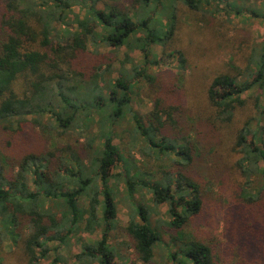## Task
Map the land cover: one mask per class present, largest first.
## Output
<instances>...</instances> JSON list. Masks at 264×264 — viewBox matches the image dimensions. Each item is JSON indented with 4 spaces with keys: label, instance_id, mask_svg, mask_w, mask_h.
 <instances>
[{
    "label": "trees",
    "instance_id": "trees-1",
    "mask_svg": "<svg viewBox=\"0 0 264 264\" xmlns=\"http://www.w3.org/2000/svg\"><path fill=\"white\" fill-rule=\"evenodd\" d=\"M88 1L0 0V128L12 135L8 141L23 133L26 125L47 144L51 134L56 135L50 147L17 160L0 145L1 237L22 243L33 263L57 253L50 245L61 246L82 228L93 233L100 226L101 240L77 259L84 264H113L116 253L109 238L117 207L109 182L120 177L132 207L123 229L126 247L142 264H160L157 254L162 247L168 249L173 264H264V42L253 44L247 58L233 61L230 70L206 84V108L192 121L208 130L187 128L176 118L177 98L164 96L167 89L158 90L159 76L151 75L148 67L161 63L152 56V48L160 46L162 55H177L180 70L186 72L185 54L168 52L178 39L179 6L208 12L205 8L212 0ZM75 5L86 9L84 19L71 20ZM251 14L264 19L263 11ZM164 18L166 23L159 28ZM61 26L64 29H58ZM90 46L95 51L103 46L114 52L138 50L145 66L134 67V75L108 81L112 60L104 64L101 56H92ZM137 78L154 93L147 126L131 107ZM129 115L135 123L131 138L143 142L139 151L147 165L160 161L154 171H143L132 155L123 156L114 144L116 129ZM46 116L50 120L41 123ZM71 132L79 136L77 142L59 146L58 140L70 138ZM214 137L223 142L231 137L229 173L231 179L236 177L235 186L228 188L229 242L221 246L191 230L195 219L211 206L206 198L209 183L192 171L206 163L203 140ZM117 168L119 175L114 173ZM219 181L223 184L222 178ZM143 193L150 195L148 202L139 198ZM86 197L87 210L80 206ZM164 207L166 220H160L156 217Z\"/></svg>",
    "mask_w": 264,
    "mask_h": 264
},
{
    "label": "rangeland",
    "instance_id": "rangeland-1",
    "mask_svg": "<svg viewBox=\"0 0 264 264\" xmlns=\"http://www.w3.org/2000/svg\"><path fill=\"white\" fill-rule=\"evenodd\" d=\"M88 2V4H91L90 0ZM126 2L128 1L126 0ZM210 3L211 6L205 8L209 13L204 11L192 12L182 4L179 6L178 39L172 44L168 52L180 51L185 54L187 59L186 72L180 70L178 56L174 55L168 58L162 55L163 49L160 46L152 48V56L154 55L161 59V63L158 66L149 65L148 67L151 75L159 76L158 90H163L162 92L165 93L167 89L168 91L164 96L170 93L169 96L177 98L180 106H177L179 109L176 113V118H181L184 126L188 128L191 125L193 129L203 127L208 130L206 126L193 121L196 118L199 119L200 111L206 108L204 106V88L210 82L209 80L217 74L230 70V64L233 61L240 62L247 58L249 48L254 46L253 44L264 42V19L255 18L251 14L252 10L264 12V0H212ZM97 7L99 9L104 8L102 4ZM235 8L240 9L241 13L237 15L235 11L237 9ZM73 12L71 20L76 16L81 19L86 16V9L81 5L73 6ZM166 20L164 18L160 21V25L158 23L157 26L160 28L161 25L163 26L166 23ZM58 29H64V27L61 26ZM161 29L165 30V28ZM89 49L94 51V53L91 52L93 57L101 56L104 64L107 60H112V75L106 77L108 81H115L122 74L123 76L124 74L134 75V67L142 69L145 66L143 57L138 50L129 51L126 48H122L114 52L105 46L100 47L96 51L91 46ZM171 75H175V78H171ZM137 81L139 83H135L131 107L133 113L142 118L143 124L147 126L146 117L154 109V93L151 94L152 88H149L143 79L137 78ZM176 98L173 100H176ZM243 117L241 116V118ZM48 120H50V116L40 119L41 123L44 124ZM134 125L135 123L131 115H129L127 120L116 129L118 135L114 140V144L119 148L123 156L130 158V155H132L143 171H154L156 166H159L160 161L152 159L156 162L150 164V166L147 165L146 160L143 159L139 151L140 148L144 147L143 142L131 138L132 132H135ZM26 126L28 127L23 133L13 137L10 141L7 139H10L12 135L0 128L1 148L13 159L17 160L29 152L48 148L56 139L55 133H52L51 144H47L45 137H40L36 130L34 132L30 129L33 128L32 126ZM37 130L39 129L37 128ZM70 135H72L70 138H60L58 145L62 146L66 143L74 145L79 136L74 132H71ZM80 140L83 142V139ZM224 140V142L221 141L220 137H214L210 141L203 140L202 144L208 154L206 163L196 165L192 171L195 177H198V175L204 176L205 181L209 183L210 188L208 189L210 190H208L206 198L207 203L211 205L209 209L205 210L201 218L195 219L191 226L192 233L197 234L204 240L218 242L220 246L229 242L226 238V211L230 207L229 191L233 188L232 186H235L234 182L236 181L234 174L231 179L229 173V165L233 161V157H229L231 137ZM76 146L79 147L80 145L77 144ZM77 150L84 158V152L79 148ZM114 173L119 175L121 170L117 168ZM220 178H222L223 184L219 181ZM109 185L114 192L117 207V217L110 231L109 238V246L116 253L113 264H142L135 257L132 250L126 247L129 242L123 229L128 225L132 207L126 199L124 180L120 177L112 178ZM102 198L101 195L99 199L102 200ZM139 198L144 202H148L150 195L143 193L142 197L140 196ZM80 206L85 210L89 208L88 197L82 199ZM166 210L167 208L165 207L160 209L156 218L166 220ZM98 211L101 218L103 207L100 206ZM3 233L4 231L0 225V264H84L80 263L77 257L82 255L87 247L96 246V243L101 240L102 229L99 226L92 233L82 228L79 233L69 237L65 244L61 246L59 244L50 245L57 249V253H52L49 259L38 258L33 263L29 260V256L24 254L23 244H15L9 240V237H4L5 235L1 237ZM36 253L38 255L41 254L39 251ZM57 257L60 258V261L55 262ZM88 260V258H85L83 261L86 263ZM157 261L160 264H173L168 260V249L166 247H162L158 251Z\"/></svg>",
    "mask_w": 264,
    "mask_h": 264
}]
</instances>
